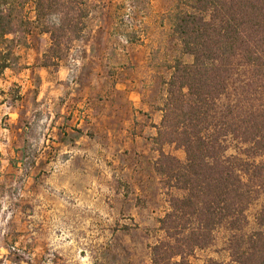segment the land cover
<instances>
[{
	"label": "rangeland",
	"instance_id": "obj_1",
	"mask_svg": "<svg viewBox=\"0 0 264 264\" xmlns=\"http://www.w3.org/2000/svg\"><path fill=\"white\" fill-rule=\"evenodd\" d=\"M179 1L149 0L145 15L127 0H89L83 39L59 67H43L49 35L8 37L19 44L0 72V264H151L169 209L157 172L162 113L135 109L125 83L139 82L144 105L161 109L175 62L192 63L167 17ZM27 13L34 21L32 4ZM162 152L186 158L175 146ZM232 236L217 230L189 261L228 262Z\"/></svg>",
	"mask_w": 264,
	"mask_h": 264
},
{
	"label": "trees",
	"instance_id": "obj_2",
	"mask_svg": "<svg viewBox=\"0 0 264 264\" xmlns=\"http://www.w3.org/2000/svg\"><path fill=\"white\" fill-rule=\"evenodd\" d=\"M127 1L148 14L149 0ZM89 17V0H0V72L18 60L19 42L8 37L33 29L50 36L43 67H59ZM167 17L193 61L177 60L165 84L155 144L169 209L158 221L162 236L149 247L150 262L190 264L226 226L230 260L205 264H264V0H180ZM164 146L183 150L185 161L165 155ZM259 201L256 227L243 235Z\"/></svg>",
	"mask_w": 264,
	"mask_h": 264
},
{
	"label": "crops",
	"instance_id": "obj_3",
	"mask_svg": "<svg viewBox=\"0 0 264 264\" xmlns=\"http://www.w3.org/2000/svg\"><path fill=\"white\" fill-rule=\"evenodd\" d=\"M129 83V84H128ZM139 82L136 83H131V82H126L125 83V88L128 89V91L130 92V100L132 101V105L133 107H135V109H138L140 111H144V112H148L151 110V112L153 110H157L155 112H160L162 113L160 110V108L158 109H154L155 107H148L146 105H144L143 99H144V94L139 92ZM45 101H47L48 99L44 98ZM46 105V102H42L41 103V107L44 109V107ZM5 104L0 103V117H2V112H3V108H4ZM150 108V109H148ZM8 109V108H7ZM161 121V116H155V124L157 125L159 122ZM204 252V251H201ZM210 257H208L209 259ZM190 264H205L204 261H202L198 256H196L195 258L191 259Z\"/></svg>",
	"mask_w": 264,
	"mask_h": 264
}]
</instances>
